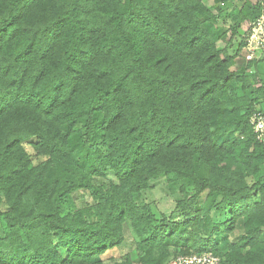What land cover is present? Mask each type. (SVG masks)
Returning a JSON list of instances; mask_svg holds the SVG:
<instances>
[{
  "label": "trees",
  "instance_id": "obj_1",
  "mask_svg": "<svg viewBox=\"0 0 264 264\" xmlns=\"http://www.w3.org/2000/svg\"><path fill=\"white\" fill-rule=\"evenodd\" d=\"M229 1L0 0V264H264L263 59L230 51L259 5Z\"/></svg>",
  "mask_w": 264,
  "mask_h": 264
},
{
  "label": "rangeland",
  "instance_id": "obj_2",
  "mask_svg": "<svg viewBox=\"0 0 264 264\" xmlns=\"http://www.w3.org/2000/svg\"><path fill=\"white\" fill-rule=\"evenodd\" d=\"M218 1V0H217ZM244 0H230L228 3V9H225L227 12L230 11L232 7H240L242 5ZM252 3L255 2V0H250ZM206 2H212V0H207ZM231 7V8H230ZM232 24L231 18H224L222 21L219 22L218 26L221 29H225L228 31L229 27ZM246 24H243L238 29V35L233 40V45L230 47V51H233L236 43L238 42V38L241 37V35L244 33V30L246 28ZM229 35V33H228ZM223 43L221 41L218 42V46L222 47ZM244 51L242 50L241 55L236 58V65H243L244 64V57H243ZM260 57V56H259ZM257 59H263L262 61L258 62L256 67L252 70L247 71V74L253 73L255 75V83L259 84L260 82L264 83V54L261 58ZM252 75V74H251ZM261 106L264 108V103L261 104ZM29 148V147H28ZM261 171L264 176V164L261 166ZM251 181V180H250ZM150 188L143 191L142 199L149 203L152 211L156 214L157 217H160L162 214L169 215L173 209L175 201L180 197V194L178 193L177 186L176 185H169L166 180L162 177L154 179L150 182ZM176 216V215H175ZM135 243V236L133 229L131 228L129 221H126L124 223V239L119 246V253H124L130 248L134 246ZM180 248L177 250H172V253L179 252ZM117 253V252H116ZM105 264H112L109 260L105 262Z\"/></svg>",
  "mask_w": 264,
  "mask_h": 264
},
{
  "label": "built area",
  "instance_id": "obj_3",
  "mask_svg": "<svg viewBox=\"0 0 264 264\" xmlns=\"http://www.w3.org/2000/svg\"><path fill=\"white\" fill-rule=\"evenodd\" d=\"M259 5L258 15L247 24L244 37V54L246 61L257 59L264 54V0H257ZM255 140L264 144V109L254 112L250 119ZM220 257L211 253L188 254L167 261L165 264H220Z\"/></svg>",
  "mask_w": 264,
  "mask_h": 264
},
{
  "label": "crops",
  "instance_id": "obj_4",
  "mask_svg": "<svg viewBox=\"0 0 264 264\" xmlns=\"http://www.w3.org/2000/svg\"><path fill=\"white\" fill-rule=\"evenodd\" d=\"M207 0H203V2L206 4V5H208V6H216V5H218V4H220V2H221V0H212V2L210 3H208V2H206Z\"/></svg>",
  "mask_w": 264,
  "mask_h": 264
}]
</instances>
